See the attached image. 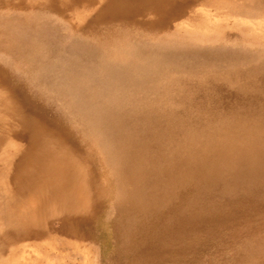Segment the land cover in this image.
<instances>
[{"label": "rangeland", "instance_id": "obj_1", "mask_svg": "<svg viewBox=\"0 0 264 264\" xmlns=\"http://www.w3.org/2000/svg\"><path fill=\"white\" fill-rule=\"evenodd\" d=\"M101 7L0 0V264H264V0Z\"/></svg>", "mask_w": 264, "mask_h": 264}, {"label": "bare ground", "instance_id": "obj_2", "mask_svg": "<svg viewBox=\"0 0 264 264\" xmlns=\"http://www.w3.org/2000/svg\"><path fill=\"white\" fill-rule=\"evenodd\" d=\"M193 1H195V0H185V2L179 6L178 0H102V7L99 10L98 17H100V16L103 17V16L107 15V16H110V18H112V19H116L117 21H121L122 23L126 22L128 24L134 23L138 18L149 17L150 23L148 25L151 28L162 30V29L168 28V25L173 18L183 17L184 12L187 10V6L191 5L193 3ZM104 2H106V4H104ZM6 152H7V149H6ZM2 153H4V152H2ZM4 195H5V193H4ZM53 252H54V250H53ZM30 255H32V254H30ZM30 255L28 256V258H31ZM19 258H17V259H19ZM24 258H25V256H24ZM28 258L27 259L26 258L21 259V261H22L21 263L22 264H35L33 260L28 259ZM66 258H68V257H66ZM82 259L83 258H81V260ZM41 260H42V258H41ZM36 264H38V263H36ZM44 264H45V262H44Z\"/></svg>", "mask_w": 264, "mask_h": 264}]
</instances>
